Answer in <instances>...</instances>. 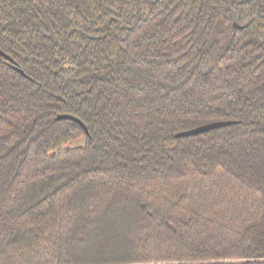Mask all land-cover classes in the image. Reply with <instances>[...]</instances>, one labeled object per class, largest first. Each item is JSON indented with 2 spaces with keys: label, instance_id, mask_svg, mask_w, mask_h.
Returning a JSON list of instances; mask_svg holds the SVG:
<instances>
[{
  "label": "trees",
  "instance_id": "trees-1",
  "mask_svg": "<svg viewBox=\"0 0 264 264\" xmlns=\"http://www.w3.org/2000/svg\"><path fill=\"white\" fill-rule=\"evenodd\" d=\"M0 51V264H264V0H0Z\"/></svg>",
  "mask_w": 264,
  "mask_h": 264
},
{
  "label": "water",
  "instance_id": "water-1",
  "mask_svg": "<svg viewBox=\"0 0 264 264\" xmlns=\"http://www.w3.org/2000/svg\"><path fill=\"white\" fill-rule=\"evenodd\" d=\"M0 55H4V54L0 51ZM58 119H70V120L79 122L77 119H75V118H73L71 116H67V115L59 116ZM226 124L227 123H225V122L210 123V124H206V125L200 126L198 128H195L193 130L181 132L177 136L194 135V134H197V133L205 132V131H208V130H211V129H214V128H218V127L224 126Z\"/></svg>",
  "mask_w": 264,
  "mask_h": 264
},
{
  "label": "rangeland",
  "instance_id": "rangeland-1",
  "mask_svg": "<svg viewBox=\"0 0 264 264\" xmlns=\"http://www.w3.org/2000/svg\"><path fill=\"white\" fill-rule=\"evenodd\" d=\"M82 144H83V140L80 139V140H77V141L74 142V143H71V144H69V145L64 146L63 149H66V148H69V147H74V146H80V145H82Z\"/></svg>",
  "mask_w": 264,
  "mask_h": 264
}]
</instances>
